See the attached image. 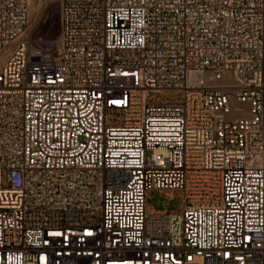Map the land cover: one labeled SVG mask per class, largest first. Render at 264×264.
Listing matches in <instances>:
<instances>
[{
    "label": "built area",
    "instance_id": "obj_1",
    "mask_svg": "<svg viewBox=\"0 0 264 264\" xmlns=\"http://www.w3.org/2000/svg\"><path fill=\"white\" fill-rule=\"evenodd\" d=\"M29 3L0 0V264H264V0H62L51 39Z\"/></svg>",
    "mask_w": 264,
    "mask_h": 264
},
{
    "label": "rangeland",
    "instance_id": "obj_2",
    "mask_svg": "<svg viewBox=\"0 0 264 264\" xmlns=\"http://www.w3.org/2000/svg\"><path fill=\"white\" fill-rule=\"evenodd\" d=\"M61 1L30 0V25L25 36L27 39H51L60 34ZM4 186H7L6 182ZM147 205L158 212L179 213L183 208V200L177 193L170 195L152 191L148 194Z\"/></svg>",
    "mask_w": 264,
    "mask_h": 264
}]
</instances>
